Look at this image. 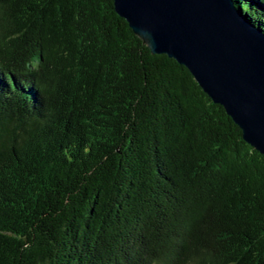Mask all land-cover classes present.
I'll return each mask as SVG.
<instances>
[{
	"label": "trees",
	"instance_id": "obj_1",
	"mask_svg": "<svg viewBox=\"0 0 264 264\" xmlns=\"http://www.w3.org/2000/svg\"><path fill=\"white\" fill-rule=\"evenodd\" d=\"M0 264H264V155L112 0H0Z\"/></svg>",
	"mask_w": 264,
	"mask_h": 264
},
{
	"label": "water",
	"instance_id": "obj_2",
	"mask_svg": "<svg viewBox=\"0 0 264 264\" xmlns=\"http://www.w3.org/2000/svg\"><path fill=\"white\" fill-rule=\"evenodd\" d=\"M154 54L184 65L264 155V33L232 0H112Z\"/></svg>",
	"mask_w": 264,
	"mask_h": 264
}]
</instances>
